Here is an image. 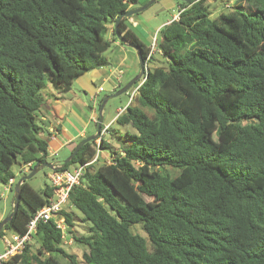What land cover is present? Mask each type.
I'll return each instance as SVG.
<instances>
[{"label": "trees", "instance_id": "16d2710c", "mask_svg": "<svg viewBox=\"0 0 264 264\" xmlns=\"http://www.w3.org/2000/svg\"><path fill=\"white\" fill-rule=\"evenodd\" d=\"M176 1L179 18L160 28L150 58L152 41L121 20L147 65L134 102L115 118L127 144L104 138L102 123L100 141L62 168L109 154L86 166L68 202L91 223L74 235L89 246L88 264H264V0H228L217 15L208 0ZM136 2L0 0V182L15 177L12 192L14 164L33 162L31 170L49 157L43 90L68 92L110 65L114 23ZM52 193L49 184L39 192L23 182L18 212L0 234L24 233ZM62 214L71 231L73 212ZM35 235L36 251L29 243L5 264H62L54 252L82 263L53 220Z\"/></svg>", "mask_w": 264, "mask_h": 264}, {"label": "rangeland", "instance_id": "374dc122", "mask_svg": "<svg viewBox=\"0 0 264 264\" xmlns=\"http://www.w3.org/2000/svg\"><path fill=\"white\" fill-rule=\"evenodd\" d=\"M208 2L211 4V10L213 11L212 15H217L219 13V11L222 8H224V5H225L226 2H228V0H208ZM176 3H177L176 6H179L177 1H176ZM229 4L233 5L232 2H230ZM157 5L158 4L155 2L154 4L149 6V9L150 8L154 9V8H156ZM176 6L174 5V9L165 8V9L161 10L159 12L158 18L155 19L152 22V27H156V25H159V24L163 23L164 21H167L168 19H171L173 14L178 13V7H176ZM225 7H227V5H225ZM151 32H152V34L154 36L157 35V33H158V32H154V28L152 29ZM142 37L145 39V36H142ZM145 40L147 42H151L152 41V40H150L148 38L145 39ZM122 46L125 49L130 50V58H129V60L124 62L122 64V66H119V67H122L123 70L126 72V74L124 76V80L126 81L129 78L132 79L139 72L138 68H140V65H139V59H138L136 50L134 48L130 47V46H126V45H122ZM119 53H120V50H118L115 47H112L106 53L110 57L112 63H114L115 67L119 63V59H120ZM79 82L80 81H78V80L75 81L74 86L72 87V89H74L75 92L78 95L76 100H75V106H76V109L78 111L77 112V117H78V113H80L85 118L90 119L91 118L90 115H91V112H92V105H95L94 106L95 107V111H96L95 115L99 116L100 115V103L102 104L106 94H108V89L109 88H105L106 90L104 92H102L100 95H98L95 100H93V98H91V96H90V93L89 94H85V92L83 90V87L80 85ZM136 85L138 86V83L137 84L135 83L129 89V91L127 93H123L121 95H118L116 97H113V98L109 99L107 101L105 107H104L105 108V114L103 113V117L105 119L104 125H107V123L109 121H110L109 125H111L110 132L108 133V131H106V133H105V138L111 140V142L113 144H115L117 147L127 144V141H126L127 138H126V135H125L124 127L119 125V124H117L115 122V118L119 114V111L121 110V107H124L126 104H130L131 102L132 103L134 102L132 100L130 101V96L132 95L131 92L133 91L134 86H136ZM43 92L45 93V96L47 95V98H48L47 99L48 100V105H46V104L44 105V112L46 114V117H47L48 121H50V122L55 121V117L57 115V112H56V109H55V107L53 105L54 95H52V94L56 93L57 90L53 87L52 84H49V86L47 88H45L43 90ZM93 130H94V128L89 127L88 132L91 133ZM75 143L69 144V146L67 148H65L64 150H62L59 153V158L62 161L65 160L71 154L70 153L71 150L73 151L74 148L77 146L78 143L76 145H75ZM108 158H109V156H105L103 160L97 161L96 162V166L100 165L101 163H104L105 161L108 162ZM48 161L49 162H55L56 160L53 159V158H48ZM13 170H14V172L17 175H19L17 177L18 179L21 176L29 173V172H25L22 169V164L19 163V162L14 164ZM51 171H52L51 168L43 167L37 173H35L30 179H28L27 181L35 190H37L39 192H42L44 190V187L47 184L50 183L49 173ZM178 171H180V170L178 169L177 173H178ZM8 197H9L8 210L6 212L7 214L5 215V217L7 215H9L10 212L12 211L13 205L11 203V200L14 197V191L13 192L12 191H6L4 183L0 182V215L4 212ZM70 205H71L70 203L67 204L66 209L67 210L69 209L70 212H73V214H74V219H73L74 226L70 227L71 231H68V238H72L73 242H72V244L69 245V244H67V243H65L63 241V246L67 249L68 252H70L72 254H76L78 256L79 260L82 262L81 264H88V263L85 262L83 256H84V253L89 250V246L87 244L83 243V242H79V241L75 240L74 235L82 236L84 234L89 233L90 232L91 223L88 220L85 219L84 214L82 213V211L80 209H78L76 206H73V205L70 206ZM133 229H134L135 232H139L142 235L147 236V234L145 233V231L143 230L141 225H135L133 227ZM30 244L32 245V249L34 251H36V249L40 246V240H39L38 236L35 235L33 237V239L31 240ZM3 250H4V243L0 239V251H3ZM53 255L62 264H70L69 259L67 257H64L61 253L54 252Z\"/></svg>", "mask_w": 264, "mask_h": 264}, {"label": "crops", "instance_id": "0c3cea01", "mask_svg": "<svg viewBox=\"0 0 264 264\" xmlns=\"http://www.w3.org/2000/svg\"><path fill=\"white\" fill-rule=\"evenodd\" d=\"M148 1L149 0H138V2L132 3L130 5V9L142 6ZM155 2L158 4L156 8L149 9V7H147L148 9L146 8L143 11L128 17V22L130 23L132 29L136 30L140 35L145 36V39L148 38L150 40H153L154 35L151 32L152 29L154 28V32H159L160 28L163 25L169 23L173 19L174 15L177 14V13L173 14L171 19H168L167 21H164L163 23L156 25V27H152V22L158 18L159 12L161 10L165 8L174 9V5L176 6L177 4L176 0H156ZM176 7H178V12H179V6ZM109 35L111 36L110 33ZM113 47L120 50L119 53L120 59L116 67L114 66V63H112L110 57L107 55L110 60V65L93 69L89 72H86L77 79L78 81H80L79 83L83 87L85 94L90 93V96L91 98H93V100H95L98 95L104 92L106 90L105 88H109L108 94L116 92L117 90H119L117 89L119 85L125 81L124 77L121 79V81L117 79V74H118L117 71L119 68L123 69L122 67L119 66H122L124 62L129 60L130 50L125 49L119 43V41H116ZM138 69L140 70V68ZM125 74L126 72L124 73V76ZM101 86L104 88V90L98 92V89ZM53 95H54L53 105L57 112L55 121L52 122L48 121L46 114L44 112V106L42 107L41 120L42 122H44L45 127L49 130L47 133H45L49 138L48 158H55L56 160L59 161L61 160L59 158V153L65 148H67L69 144H73L80 138H85L88 135L96 133L99 116L95 115L96 114L94 107L95 105H92V112L90 115L91 117L90 119L85 118L80 113H78V117H77L78 111L75 106V100L78 95L74 89H71L68 92H56L53 93ZM46 105H48V101L46 102ZM103 113L105 114V108L103 109ZM96 120L98 121L96 122ZM103 123H105V119H103ZM109 124L110 121L107 123V125ZM89 127L94 128L95 131L93 130L91 133L88 132ZM53 129H55L56 133L52 132ZM104 138H105V134H104ZM107 140L111 142V140L109 139ZM98 141L99 139H97V142ZM100 156L105 157V156H109V154L108 152L102 150ZM57 165L60 164L58 163ZM8 202H9V197L6 202V207L4 209V212L0 215V220H2V218L5 217V215L7 214L6 212L8 210ZM11 203L12 205L14 204V199L11 200Z\"/></svg>", "mask_w": 264, "mask_h": 264}, {"label": "built area", "instance_id": "2783aa9c", "mask_svg": "<svg viewBox=\"0 0 264 264\" xmlns=\"http://www.w3.org/2000/svg\"><path fill=\"white\" fill-rule=\"evenodd\" d=\"M179 14L180 10L176 15H174L173 19H178ZM157 50V35H155L152 40L149 58L151 55L155 54ZM117 72V79L121 81L125 72L121 68H119ZM144 80L145 75L143 81ZM103 90L104 88L101 86L99 87L98 92ZM137 93L138 86L131 92L132 95L130 97V101L133 100ZM122 110L123 108L120 111ZM97 121L98 120H96V122ZM108 126L109 125H105V128L102 130L103 135L106 133ZM52 132L56 133L55 129H53ZM100 155L101 151L98 150V153L95 155V157L86 164L74 166L71 169L52 170L49 173V185L52 188V196L49 198V201L39 210H37L30 218L27 224V230L24 233L6 231L2 235L0 234V239L4 243V250L0 251V264H5V262L8 261L12 256L22 253L25 250L27 244L31 242L34 235L37 233L39 225L50 220H53L56 223L57 228L62 231L64 242L69 245L72 244L73 239L68 238V225L65 216L62 214V211L66 209V206L69 202L71 190L75 187V185L80 183L86 166L94 163ZM108 160L110 161V158H108ZM32 164L33 162L25 163L22 165V169L25 172H29ZM15 181V177L10 178L8 183L4 184L5 190L11 191Z\"/></svg>", "mask_w": 264, "mask_h": 264}, {"label": "water", "instance_id": "95a60500", "mask_svg": "<svg viewBox=\"0 0 264 264\" xmlns=\"http://www.w3.org/2000/svg\"><path fill=\"white\" fill-rule=\"evenodd\" d=\"M156 0H149L147 3L143 4L142 6L136 7V8H131L123 13H121L115 23H114V30L116 33V36L118 37L119 41L122 42L124 45L126 46H130L132 48H134L136 50L138 59H139V65H140V70L139 72L122 88H120L119 90H117L114 93L108 94L105 96L101 107H100V115H99V121H98V125H97V131L94 134L88 135L85 138H83L78 144L77 146L74 148V150L72 151V153L64 160V162L60 165L55 164L54 162H49L48 160H37L35 165L32 167V169L30 170V172L28 174H25L23 176H21L17 182L16 185L14 187V204H13V208L12 211L10 212L9 215H7L6 217H4L1 221H0V233L3 230L4 226L12 221V219L14 218V216L17 214L20 203H21V185L23 184V182L27 181L28 179H30L35 173H37L41 168L43 167H48L51 168L52 170H59L65 167V165L70 162L73 157L77 154V152L80 150V148L87 142L97 139L100 134H101V127H102V123H103V109L107 103V101L113 97H116L118 95H121L123 93L128 92V90L139 80L141 79L144 75H146L147 73V65H146V61L143 57V53L141 50V47H139L138 45H136L133 41L127 39L126 37L123 36V34L120 31V23L121 20L124 17H130L133 16L134 14H137L141 11H143L144 9H146L147 7H149L151 4H153ZM188 3L193 2L194 0H185Z\"/></svg>", "mask_w": 264, "mask_h": 264}]
</instances>
